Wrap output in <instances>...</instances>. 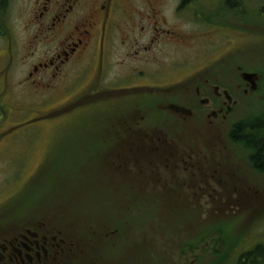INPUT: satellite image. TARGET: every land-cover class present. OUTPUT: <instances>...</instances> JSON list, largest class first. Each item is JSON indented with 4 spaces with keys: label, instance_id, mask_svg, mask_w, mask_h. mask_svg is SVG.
Wrapping results in <instances>:
<instances>
[{
    "label": "rangeland",
    "instance_id": "rangeland-1",
    "mask_svg": "<svg viewBox=\"0 0 264 264\" xmlns=\"http://www.w3.org/2000/svg\"><path fill=\"white\" fill-rule=\"evenodd\" d=\"M181 1L123 0L128 14L147 19L129 20L130 28L134 22L138 28L144 27L137 34L127 32L126 16L119 14L122 27L112 37L115 50L121 49L124 39L148 46L155 36L151 50L155 48L159 63L146 67L160 74L155 80L143 81L163 90L116 100L112 98L121 95L87 96L95 82L111 86L118 81L112 78V71L99 79L96 59L76 69L65 67L63 77L50 82V87L41 75L31 81L29 72L44 51L43 42H30L34 0H0V98L5 96L13 105L11 110L0 108V131H6L4 139L11 136L19 142L17 149L7 150L0 143V232L23 216L39 213L52 218L53 225L73 232L84 252L92 248L103 253L106 262L167 264L171 256L168 242L164 236L153 239L150 225L155 216L188 214L194 220L209 216L201 219H209L203 223L208 228H220L221 219L240 216L230 228L237 235L247 233L251 224L264 229V170L254 168L246 146L230 138L232 123L250 120L255 114L264 120V0H246L243 15L232 14L226 0H193L185 5ZM153 12L161 16L155 33L149 29L148 16ZM165 29L180 34L182 42H175ZM116 68L114 65V71ZM239 69L258 74V89L249 87V93L243 95L241 86L232 113L223 123L214 120L209 124L204 118L209 109L190 107L194 103L190 104L186 86L191 87L193 78L202 81V74L209 78L207 86L217 85L231 93L242 83ZM75 102L79 104L75 106ZM140 115L147 134L167 133L174 137L179 152L192 154L195 179L196 173L209 172L203 180L194 181L199 191L194 206H114L118 191L108 185L109 161L96 151L97 138L119 130L118 120L131 125ZM143 229L150 235V243L140 254L138 236ZM194 231H199V224L195 223ZM79 257L82 263L91 262L89 254ZM71 260L78 261L76 257Z\"/></svg>",
    "mask_w": 264,
    "mask_h": 264
},
{
    "label": "flooded vegetation",
    "instance_id": "flooded-vegetation-1",
    "mask_svg": "<svg viewBox=\"0 0 264 264\" xmlns=\"http://www.w3.org/2000/svg\"><path fill=\"white\" fill-rule=\"evenodd\" d=\"M34 6L30 42H43L44 51L41 60L29 72L31 81L41 75L47 78L45 86L50 87V82L63 77L65 67L76 69L83 63L96 59L98 78H103L112 71V78L118 81L111 86H102L95 82L90 87L88 97L116 94L121 96L112 99L125 100L127 96L140 98L156 90H163L157 84L143 81L155 80L157 74H160L155 68L150 71L146 67L147 63H159L155 48L151 50L156 44L155 36L149 39L148 46H141L135 39H124L120 43L121 49L115 50L112 37L122 27L119 14L126 16L127 32L132 30V33L140 34L144 30V27L138 28L136 22L133 28L129 27V20L135 21L142 16L138 18V15L134 16L123 10V0H34ZM160 17L155 12L148 16L151 21L150 31L156 32V23ZM145 19L147 18L142 17L141 22ZM164 33L168 36L172 34L175 42H182L180 34L171 33L170 30ZM160 34L164 35L162 32ZM148 50L151 51L147 53ZM115 55L117 59L114 62ZM114 65H117L115 71ZM125 65L126 70H122ZM243 72L239 69L240 77ZM200 77L202 81L193 78L191 87L188 88V84L186 91H189L190 104L194 103L190 107L209 109L204 115L209 124H213L214 120L223 123L232 113L238 103L241 86L244 85L241 94L249 93L250 86L243 80L238 83L236 91L230 93L217 85L207 86L208 76L201 74ZM79 102L74 105L77 106ZM140 104L137 102V105ZM6 107L8 110L13 109V105L4 96L0 98V108ZM185 110L191 117L192 110ZM180 111L183 112L181 109ZM143 120L141 115L131 125L130 122L118 120L121 127L119 130L108 131V134L97 138L99 146L96 151L109 161L108 185L118 191L117 198L113 199L114 206H194L197 201L195 196L199 193L194 181L203 180L209 172L196 173L195 179L190 160L192 154L189 151L179 152L174 137L167 133L147 134L144 125H141ZM5 133L6 131H0V140L4 139ZM12 140L15 139L8 136L0 141L3 143V150L18 148L19 142ZM249 155L253 157L255 152L250 151ZM262 155L264 156V151ZM200 201L208 203L212 200L199 199L198 202ZM207 217L209 216L194 220V216L188 214L155 216V221L150 225L154 228L153 239L160 240L164 236V240L168 242L171 256L167 264H264V238H260L264 229L251 224L247 233L241 232L237 235V231H230V228L241 219L240 216L230 218L231 221L221 219L220 228H208L203 224L210 222L209 219L201 220ZM236 218L238 219L235 220ZM53 222L49 216L35 213L23 216L0 232V264H114L104 261L103 253L98 250L92 251L91 248L89 252H84L85 248L80 246L79 238L73 232L53 225ZM195 223L199 224V231H194ZM109 233L113 234V230ZM149 237L145 229L139 231L137 250L140 254L148 249L146 245L150 243ZM84 253L91 255L90 263L80 261L79 256L85 255ZM127 253L132 255L130 246ZM75 257L78 261L72 262L71 259Z\"/></svg>",
    "mask_w": 264,
    "mask_h": 264
},
{
    "label": "trees",
    "instance_id": "trees-1",
    "mask_svg": "<svg viewBox=\"0 0 264 264\" xmlns=\"http://www.w3.org/2000/svg\"><path fill=\"white\" fill-rule=\"evenodd\" d=\"M192 1L193 0H182L181 2L182 5H185ZM245 1L246 0H226V7L232 14L240 13L243 15L246 9ZM236 17L239 18L237 15ZM238 20L235 23H241L240 21H243V18L242 20ZM211 23L214 22L212 21ZM260 119L261 117L255 114V117H252L250 120H241L233 125L230 133L231 140L246 146L248 159L252 161L253 167L259 171L264 170V156L262 155L264 151V139H262L264 137V120ZM250 151L255 152L253 157H250Z\"/></svg>",
    "mask_w": 264,
    "mask_h": 264
},
{
    "label": "water",
    "instance_id": "water-1",
    "mask_svg": "<svg viewBox=\"0 0 264 264\" xmlns=\"http://www.w3.org/2000/svg\"><path fill=\"white\" fill-rule=\"evenodd\" d=\"M241 77L244 81H246L249 86L251 91H255L258 87V80L259 76L255 72H243L241 74Z\"/></svg>",
    "mask_w": 264,
    "mask_h": 264
}]
</instances>
